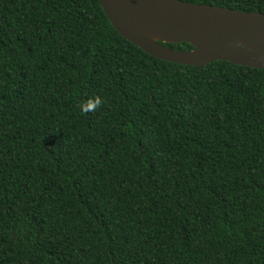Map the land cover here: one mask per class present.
<instances>
[{
    "label": "trees",
    "instance_id": "1",
    "mask_svg": "<svg viewBox=\"0 0 264 264\" xmlns=\"http://www.w3.org/2000/svg\"><path fill=\"white\" fill-rule=\"evenodd\" d=\"M0 264H264V69L157 59L100 0H0Z\"/></svg>",
    "mask_w": 264,
    "mask_h": 264
},
{
    "label": "water",
    "instance_id": "2",
    "mask_svg": "<svg viewBox=\"0 0 264 264\" xmlns=\"http://www.w3.org/2000/svg\"><path fill=\"white\" fill-rule=\"evenodd\" d=\"M119 34L167 62L205 66L214 61L264 69V13L184 0H100ZM141 25L165 39H152ZM164 43H190L177 51Z\"/></svg>",
    "mask_w": 264,
    "mask_h": 264
},
{
    "label": "bare ground",
    "instance_id": "3",
    "mask_svg": "<svg viewBox=\"0 0 264 264\" xmlns=\"http://www.w3.org/2000/svg\"><path fill=\"white\" fill-rule=\"evenodd\" d=\"M137 30H139L141 33H143L144 35H146L152 39H165L164 37H162L160 35L158 36V35L152 33L151 31H149V29H147L146 27L141 26V25L137 26Z\"/></svg>",
    "mask_w": 264,
    "mask_h": 264
},
{
    "label": "clouds",
    "instance_id": "4",
    "mask_svg": "<svg viewBox=\"0 0 264 264\" xmlns=\"http://www.w3.org/2000/svg\"><path fill=\"white\" fill-rule=\"evenodd\" d=\"M100 103H101V100H100V98L99 97H97L96 99H95V103L94 104H89L88 106H87V109L86 110H93L95 107H98L99 105H100ZM83 110H85V109H83L82 108V111Z\"/></svg>",
    "mask_w": 264,
    "mask_h": 264
}]
</instances>
